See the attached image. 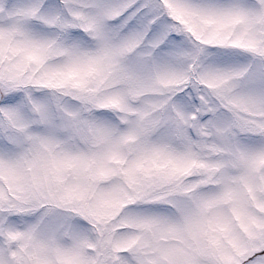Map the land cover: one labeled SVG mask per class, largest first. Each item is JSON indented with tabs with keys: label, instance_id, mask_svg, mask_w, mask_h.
Here are the masks:
<instances>
[{
	"label": "snow or ice",
	"instance_id": "obj_1",
	"mask_svg": "<svg viewBox=\"0 0 264 264\" xmlns=\"http://www.w3.org/2000/svg\"><path fill=\"white\" fill-rule=\"evenodd\" d=\"M0 264H264V0H0Z\"/></svg>",
	"mask_w": 264,
	"mask_h": 264
},
{
	"label": "rangeland",
	"instance_id": "obj_2",
	"mask_svg": "<svg viewBox=\"0 0 264 264\" xmlns=\"http://www.w3.org/2000/svg\"><path fill=\"white\" fill-rule=\"evenodd\" d=\"M230 2L249 3V2H251V0H230ZM42 30L48 31L49 29L45 28ZM72 31L74 33L80 32L79 29H73ZM81 37H82L81 42L83 44H85V46H87L89 43L87 37L84 36V34H82V33H81ZM157 51H158V54H159V57L161 60H167L169 58L168 54L173 52V51H176V45L173 43H169V44L163 45L162 48L157 50ZM231 51H233L235 54L232 55L230 58L221 60L219 62L224 63V64H230V65H245L249 62L248 59L244 55L239 54L238 52H235V50H231ZM138 55H141V54H138ZM136 58L137 57H133L132 62H134L136 60ZM256 71H259V69L257 68ZM36 96L38 98H40L41 100L50 99L49 97L46 96V94L44 92H38V93H36ZM103 118L110 121V122H117L115 115L112 113L104 114ZM205 119H207V117H205ZM156 210H158L160 212H165L166 207L165 206H159Z\"/></svg>",
	"mask_w": 264,
	"mask_h": 264
}]
</instances>
